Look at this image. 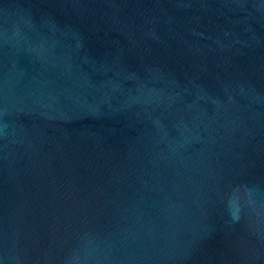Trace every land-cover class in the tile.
<instances>
[{"label": "water", "instance_id": "water-1", "mask_svg": "<svg viewBox=\"0 0 264 264\" xmlns=\"http://www.w3.org/2000/svg\"><path fill=\"white\" fill-rule=\"evenodd\" d=\"M0 264H264V0H0Z\"/></svg>", "mask_w": 264, "mask_h": 264}]
</instances>
